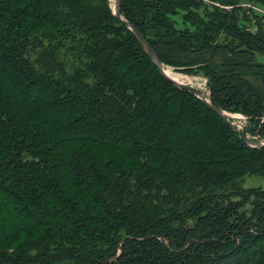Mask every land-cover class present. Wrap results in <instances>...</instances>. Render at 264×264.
<instances>
[{
	"label": "trees",
	"instance_id": "obj_1",
	"mask_svg": "<svg viewBox=\"0 0 264 264\" xmlns=\"http://www.w3.org/2000/svg\"><path fill=\"white\" fill-rule=\"evenodd\" d=\"M259 5L123 0L122 16L264 140ZM246 175L264 179V146L166 79L110 0H0V264H264Z\"/></svg>",
	"mask_w": 264,
	"mask_h": 264
},
{
	"label": "water",
	"instance_id": "obj_2",
	"mask_svg": "<svg viewBox=\"0 0 264 264\" xmlns=\"http://www.w3.org/2000/svg\"><path fill=\"white\" fill-rule=\"evenodd\" d=\"M122 5H123V0H117L116 5L113 8L115 15L127 27L134 30L136 35L144 42V44L146 45L148 51L150 52V54L152 56L153 62L158 67L161 74L166 79H168L169 81L174 83L175 85L182 87V88H186L188 90H191L198 98H200L205 104H207L213 111H215L220 116H222L225 119V121L243 137V139L245 140V142L248 145L253 146V147H263L264 146V140L255 139V138H252L251 136H249L248 134H246L241 128H239L234 122L231 121V119L226 114L225 110L221 109L220 107L215 106L211 102L210 98L208 96H205L203 90H201L200 88L194 87L193 85L186 84L184 82L176 81L165 73V71H164L165 64L160 60L156 50L151 46L149 41L145 38V36L135 26H133L129 21H127L123 18V16H122Z\"/></svg>",
	"mask_w": 264,
	"mask_h": 264
},
{
	"label": "rangeland",
	"instance_id": "obj_3",
	"mask_svg": "<svg viewBox=\"0 0 264 264\" xmlns=\"http://www.w3.org/2000/svg\"><path fill=\"white\" fill-rule=\"evenodd\" d=\"M111 5L114 8L116 5L117 0H110ZM250 4V2H248ZM260 12H264V9L262 6L256 7ZM178 21L180 24H182L180 18H178ZM257 58L259 61L264 63V54L258 53ZM174 73H176L181 79L185 80L186 84L193 85L194 87L200 88L203 90L205 96L210 95V90L208 88L207 84V78L202 74V73H183L179 70H176L174 67H170ZM226 114L228 117L231 119L232 122H234L239 128H244L248 124V119L245 115L240 114V113H232L226 111ZM251 136V135H249ZM252 137V136H251ZM253 138V137H252ZM241 186L246 188V187H263L264 188V179L261 176L258 175H246L243 177L241 180Z\"/></svg>",
	"mask_w": 264,
	"mask_h": 264
},
{
	"label": "bare ground",
	"instance_id": "obj_4",
	"mask_svg": "<svg viewBox=\"0 0 264 264\" xmlns=\"http://www.w3.org/2000/svg\"><path fill=\"white\" fill-rule=\"evenodd\" d=\"M164 71H165V73L168 75V76H170L171 78H173L174 80H176V81H183V82H186L185 80H183V79H181L176 73H174L173 71H172V69L171 68H169V66H164Z\"/></svg>",
	"mask_w": 264,
	"mask_h": 264
}]
</instances>
